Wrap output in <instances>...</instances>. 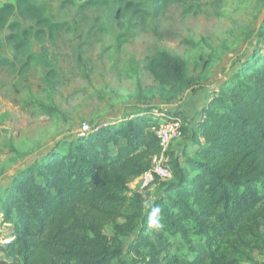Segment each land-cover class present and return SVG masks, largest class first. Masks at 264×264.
<instances>
[{
  "label": "trees",
  "instance_id": "trees-1",
  "mask_svg": "<svg viewBox=\"0 0 264 264\" xmlns=\"http://www.w3.org/2000/svg\"><path fill=\"white\" fill-rule=\"evenodd\" d=\"M175 1L154 0V12ZM113 3L117 15L150 14L142 0ZM13 15L19 18L9 22ZM22 21L32 27L22 28ZM0 26L10 29L0 48L4 40L14 51L12 59L0 56V67L24 73L46 58L44 45L41 55L32 50V30L41 42L69 25L52 21L34 0H12L0 6ZM256 36L264 40V16ZM144 69L165 106L196 83L186 60L163 50ZM225 77L194 126L180 110L146 104L55 142L17 171L0 193V228L12 227L11 241L0 243V264H264L254 256L264 255V53L254 50ZM137 91L142 98L140 85ZM37 104L44 113L57 110ZM177 119L183 144L179 152H165L171 177L154 180L153 198L130 191L129 183L161 153L156 128Z\"/></svg>",
  "mask_w": 264,
  "mask_h": 264
},
{
  "label": "rangeland",
  "instance_id": "rangeland-1",
  "mask_svg": "<svg viewBox=\"0 0 264 264\" xmlns=\"http://www.w3.org/2000/svg\"><path fill=\"white\" fill-rule=\"evenodd\" d=\"M7 1L12 0H0V6ZM34 1L52 21L69 26L41 42L32 30V50L41 55L44 45L47 52L27 72L0 67V193L17 171L52 150L55 142L75 138L82 123L92 128L116 122L134 110L132 104L180 110L188 126H194L211 95L206 94L219 88L254 50L264 53V40L256 36L264 0H176L157 13L154 0H142L150 12L143 19L117 15L113 0H99L95 6L86 3L90 0ZM21 23L22 28L32 27L29 21ZM9 33L0 26V38ZM2 44L0 56L12 59L11 44ZM161 50L185 59L188 75L196 79L169 106L160 103L157 83L144 69L145 60ZM138 85L142 98L137 97ZM38 101L57 110L44 113ZM182 144L183 139H176L169 148L179 152ZM146 191L153 198L156 184ZM11 232L4 224L0 239ZM254 256L264 261V255Z\"/></svg>",
  "mask_w": 264,
  "mask_h": 264
},
{
  "label": "built area",
  "instance_id": "built-area-1",
  "mask_svg": "<svg viewBox=\"0 0 264 264\" xmlns=\"http://www.w3.org/2000/svg\"><path fill=\"white\" fill-rule=\"evenodd\" d=\"M181 127L182 123L179 119H177L170 123H162L156 128L155 135L159 139L161 153L159 156H155L153 158L151 167L148 171L129 183L128 187L130 191H146V189L154 183L156 178L160 180H166L171 177L170 169L164 165V162L166 161L165 152L169 149V146L173 140L181 137ZM89 131H91L90 125L84 122L79 128L78 135H84ZM131 184H133V186H130ZM11 239L12 234L10 233L8 236L1 238L0 242L3 245H7Z\"/></svg>",
  "mask_w": 264,
  "mask_h": 264
},
{
  "label": "crops",
  "instance_id": "crops-1",
  "mask_svg": "<svg viewBox=\"0 0 264 264\" xmlns=\"http://www.w3.org/2000/svg\"><path fill=\"white\" fill-rule=\"evenodd\" d=\"M217 89H218V87H217V88H213V91H214V90L217 91ZM215 91H214V92H215ZM214 92L211 91L210 93H207L206 95H208V96H209L210 94L212 95ZM211 95H210L208 98H207V96H206V99H204V102H205V101L207 102V101L211 98ZM206 102H205V103H206ZM132 105L134 106V107H132L134 110H132V111L128 114L129 116H131L130 114H131L132 112H134V111H136V110H138V109H141V108L143 107V106H140V105H138V104H132ZM128 115H127V116H128ZM125 118H126V117H125ZM119 120H121V119H118V121H119ZM130 186H133V184H131Z\"/></svg>",
  "mask_w": 264,
  "mask_h": 264
},
{
  "label": "clouds",
  "instance_id": "clouds-1",
  "mask_svg": "<svg viewBox=\"0 0 264 264\" xmlns=\"http://www.w3.org/2000/svg\"><path fill=\"white\" fill-rule=\"evenodd\" d=\"M157 211H158V209H157ZM151 223L156 224V220H152Z\"/></svg>",
  "mask_w": 264,
  "mask_h": 264
}]
</instances>
